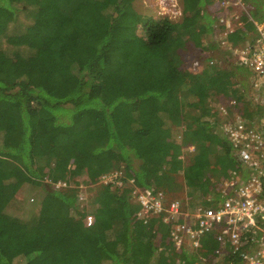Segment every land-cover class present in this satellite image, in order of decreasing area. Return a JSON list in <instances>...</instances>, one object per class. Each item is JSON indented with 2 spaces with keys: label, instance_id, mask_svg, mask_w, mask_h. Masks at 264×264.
<instances>
[{
  "label": "trees",
  "instance_id": "16d2710c",
  "mask_svg": "<svg viewBox=\"0 0 264 264\" xmlns=\"http://www.w3.org/2000/svg\"><path fill=\"white\" fill-rule=\"evenodd\" d=\"M219 1L183 0L174 20L142 15L134 0H0V264H175L164 244L171 226L137 219L132 187L157 184L174 199L184 187L191 208L212 206L221 179L241 170L210 100L237 97L248 113L235 85L247 93L250 72L212 57L198 72L181 67L190 42L216 35ZM243 1L229 37L238 47L264 20V0ZM109 173L123 186L101 185ZM203 246L216 248L210 236Z\"/></svg>",
  "mask_w": 264,
  "mask_h": 264
},
{
  "label": "built area",
  "instance_id": "2783aa9c",
  "mask_svg": "<svg viewBox=\"0 0 264 264\" xmlns=\"http://www.w3.org/2000/svg\"><path fill=\"white\" fill-rule=\"evenodd\" d=\"M235 2L246 11L243 0ZM154 5L158 17L182 18V0H154ZM232 8L231 0L219 1L215 38L220 39L219 48L235 54L236 65L250 72L247 93L240 83L235 85L250 106L247 113L240 109L243 102L237 97H221L213 104L210 120L221 119L222 130L235 150L241 170H232L221 179L219 199H207L212 206L202 204L191 208V199L169 198L157 184L144 189L132 187L131 195L139 205L136 218L145 223L157 219L171 226L164 244L172 247L169 256L175 264H183L182 257L187 254L196 257L200 264L222 263L232 255L239 256L243 264H264V20L255 22L258 33L252 44L238 47L229 37L243 23L240 22L241 14L234 15ZM232 17L238 21L236 24L230 22ZM209 64L216 65L218 61L212 58ZM201 68L202 61L195 60L188 70L198 72ZM121 176V173H109L101 176L99 183L122 187ZM67 185V182H58L54 187L67 189ZM77 197L83 209L87 197L82 192ZM84 224L88 228L93 226L94 216L87 214ZM209 236L216 244L212 252L203 246ZM160 250H163L162 246Z\"/></svg>",
  "mask_w": 264,
  "mask_h": 264
},
{
  "label": "rangeland",
  "instance_id": "374dc122",
  "mask_svg": "<svg viewBox=\"0 0 264 264\" xmlns=\"http://www.w3.org/2000/svg\"><path fill=\"white\" fill-rule=\"evenodd\" d=\"M181 1V0H180ZM183 1V0H182ZM232 1V6L234 8L231 9L232 13L238 14L240 15L244 10L240 7L236 5L235 0H231ZM134 7L135 9L141 13L142 15H155L156 17H158L156 15L157 12V8H155L154 5V0H134ZM161 18V17H160ZM236 18H233L230 20V22L232 24H236L238 21L235 20ZM139 35L143 34V30L140 29L138 31ZM190 35V34H189ZM188 37V34L186 35ZM220 42V39L215 38V35L205 38L202 40V47H195L194 44H192L191 42L187 45V48L183 51V60L184 63L181 66L183 71L184 70H188V68L190 67V65L192 64L193 61L195 60H202L205 61L206 58L208 57H212L213 59H216L218 61V64L222 66V68H228L231 65H236V57L235 54L229 53L228 51H223V49L220 47H218ZM210 43L213 44V47H216L217 49H214L213 47H210ZM206 48V49H205ZM229 50V49H228ZM189 71V70H188ZM222 98L224 97L223 95L221 96ZM221 97H218L215 101L214 100H210L211 104L216 103L219 98L221 99ZM178 131L174 130V137L176 138ZM190 151H192V148L189 149ZM189 150L185 153L186 158L190 157V152ZM137 164V163H136ZM74 170L71 172L72 175H77V171L75 170V166L73 165ZM182 176L180 175L179 177H177L176 180V187L178 186V184L183 185L182 182ZM80 181V178H76V180H73L70 184L67 185V187H76L75 182ZM28 187V191H27V195L29 196L30 194L32 195L35 192V189H33L32 185H27ZM64 187V186H63ZM62 187V188H63ZM181 187H177L176 191H171L169 192L170 195L175 196V197H180L182 198V200L184 201L186 196H185V188L182 187V189H180ZM26 195V196H27ZM21 212V210L16 209L15 213L19 214Z\"/></svg>",
  "mask_w": 264,
  "mask_h": 264
},
{
  "label": "crops",
  "instance_id": "0c3cea01",
  "mask_svg": "<svg viewBox=\"0 0 264 264\" xmlns=\"http://www.w3.org/2000/svg\"><path fill=\"white\" fill-rule=\"evenodd\" d=\"M211 46H213V44L211 43Z\"/></svg>",
  "mask_w": 264,
  "mask_h": 264
}]
</instances>
